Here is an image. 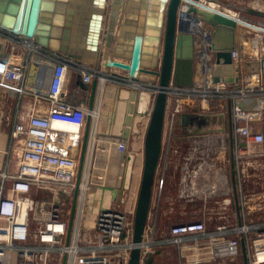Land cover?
Segmentation results:
<instances>
[{"label": "built area", "instance_id": "built-area-1", "mask_svg": "<svg viewBox=\"0 0 264 264\" xmlns=\"http://www.w3.org/2000/svg\"><path fill=\"white\" fill-rule=\"evenodd\" d=\"M251 37L253 41L246 39L242 49L236 48L231 53L236 67L233 80L221 77L219 81H215L213 60L208 64L210 72L207 69V76L203 80L188 87L170 85L164 131L165 168L173 153L172 135L176 133L177 117L194 113L216 117V121L206 127L205 136H210L206 137L209 141L198 145L193 149L194 152L190 150L189 155L185 154L187 156L183 157L184 169H196L191 180L204 175L208 165L211 166L209 170L215 171L213 183L210 175L204 177V181L209 180L210 183L201 185L198 195H194L195 192L191 189L193 194L188 198L190 201H187L193 204L203 200V205L206 206L211 197L225 187L218 186L217 182L224 185L229 182V170H223L221 163L212 158L218 145L206 144L211 139L220 142L225 134L229 136L227 117L230 107L240 218L238 215V221L232 222L224 219L217 223L215 220L210 226L205 219L173 224L167 229L166 236L158 238L160 203L153 200L142 245L143 264H147V260L157 251L170 247L175 248L180 255L178 264H222L239 256L243 260L242 241L246 243L248 264H264V219H246L256 213V205L260 207L257 209L260 210L259 213H264V195L256 199L254 207L250 206L251 199L242 185V181L246 182L244 179L248 177V171L257 169L256 166L264 162V35L251 34ZM245 44L252 50L246 48ZM26 58L27 61L18 68L0 64V76L15 88L19 103L23 97L31 99L25 117L21 115L20 105L15 110L10 130V150L7 153L9 159L0 169V264H127L132 246L135 207L143 165L144 130L148 117L139 139L140 149L137 154L135 152L140 159L136 187L129 189L123 204L115 202L110 208L100 211L96 217L95 228L85 231L87 195L97 188L92 174L100 129L99 112L96 105L90 111L87 105L70 101V71L81 74L82 81L87 84L97 79L100 90L108 82L135 89L132 85L140 81H132L125 76H110L104 74L103 69L64 56L51 55L50 58L43 59L45 62L54 63L46 89L30 90L27 88L26 69L32 58L30 55ZM145 87L146 85L139 90ZM153 87L156 93L157 85ZM43 105L44 109L41 108ZM89 113L93 119L92 131L80 182L72 235L67 242L72 195L76 187L78 161ZM223 116L225 120L222 119ZM167 136L169 138L165 153ZM191 137L199 138L193 134L187 136ZM193 156H198V160ZM221 162L228 164L230 168V158L229 161L221 159ZM187 173L189 176L191 171L187 170ZM188 176L186 180H190ZM181 191L183 193H180V198L183 200L185 193H189L188 186L181 187ZM36 192L46 193L47 196L37 200L34 196ZM187 242L191 243L193 256L182 259L181 251ZM205 242L210 246V252L204 256L200 254L204 244L200 243Z\"/></svg>", "mask_w": 264, "mask_h": 264}, {"label": "water", "instance_id": "water-1", "mask_svg": "<svg viewBox=\"0 0 264 264\" xmlns=\"http://www.w3.org/2000/svg\"><path fill=\"white\" fill-rule=\"evenodd\" d=\"M77 1L80 2L0 0V33L28 41L29 47L45 54L47 58L51 57L48 54L51 52L79 63L95 65L98 69H119L132 81L138 80L142 73L157 77V91L152 99L148 92L146 106L152 101L150 110L144 107L141 110L134 109L132 102L140 101L143 94L141 91H146L147 87L139 91L129 90L127 98L122 96L123 86L115 85L118 87L115 94L109 93V87L107 88L106 107L101 113L95 145L96 166L105 165V170L94 171L92 174L98 185L87 196L84 217V230H92L100 211L110 208L115 202H125L132 169L129 163L133 159L130 152L131 141L141 133L139 123L148 117L144 130L143 165L135 207L132 246L127 263L143 264L142 245L163 157L169 87H188L194 83V66L197 60L195 32L200 35L203 28L210 31V49L215 53L213 79L219 81L222 77L233 80L236 67L231 53L237 47L243 48V35L237 33L238 28H243L249 34L264 35V26L205 0H140L141 12L138 17L136 10L132 9L134 4L131 0H81L85 7H76ZM63 6L66 8L61 9ZM246 11L264 17L263 12L255 9L247 8ZM58 13H66L64 22ZM186 17L195 20L200 28L192 29L186 22ZM151 27L155 29L152 33L149 32ZM74 29H78L76 33L73 32ZM127 31L130 33L127 34ZM74 34L77 41L72 42ZM147 55L151 56L149 60ZM74 88L90 96L80 99L76 92L70 101L87 105L90 111L94 110L99 94L98 80L94 79L92 84H87L82 81L81 74H77ZM222 119L225 120V117ZM214 121L216 117L195 113L177 117V124L197 122V125H203L194 133L207 132L206 124L211 125ZM227 123L231 184L240 218L230 107ZM92 124V115L89 113L78 161L76 187L72 195L67 242L72 235ZM220 143H223L222 138L220 142L211 139L206 145L215 146ZM126 164L129 165L126 167ZM221 173L220 171V175ZM197 204L200 203H194V206ZM242 255L244 264H248L245 241H242ZM153 261L154 257L151 256L146 263L152 264Z\"/></svg>", "mask_w": 264, "mask_h": 264}, {"label": "crops", "instance_id": "crops-1", "mask_svg": "<svg viewBox=\"0 0 264 264\" xmlns=\"http://www.w3.org/2000/svg\"><path fill=\"white\" fill-rule=\"evenodd\" d=\"M205 1H211V0H205ZM213 2H217L218 5L223 4L219 0H214ZM133 4H134V6L132 7V9H133V11L136 10L137 17H138L139 13L141 12V8L139 6L140 0H136L135 3L133 1ZM220 7L224 8L222 5H220ZM231 8H233V7H231ZM248 8H252V7H250V5H249ZM224 9L232 10L233 12L240 14V12L234 11L233 9H229V8H224ZM252 9H254V8H252ZM246 13H247L246 18L250 19L248 16H250L252 14L248 13L247 11H246ZM65 15H66V13L61 14V16L63 17V22L65 19ZM132 16L136 17L135 14H132ZM185 20H186V22H188L190 24L189 26L192 29L194 28V30H197L200 28V26L196 23L195 20H192L188 17H186ZM62 27H63V25H62ZM204 30L207 31L208 29L204 28ZM149 32L152 33L153 31H151V29H149ZM237 33L243 35L242 43H243V41L245 42V40L247 39L246 37L251 36V34H249L247 31H245L243 28H240V27L238 28ZM71 39L73 40L72 42L77 41L76 36L72 37ZM237 39H238V36H237ZM11 43H12V48H16V50H17V56H15V58L17 59L16 63H10L9 62L10 56L11 55L13 56L12 52L14 50V49H11ZM28 45H30V43L26 40L21 39V38L14 37V36L9 37V36H6L5 34H0V64H4L5 66L10 65L11 67H17V68L19 66L22 67L23 64L28 59L26 57H28L30 55L32 60L29 64L28 68L26 69L27 70L26 71L27 72V88L30 90H38L39 88L41 90L46 89L47 83L50 79L51 72L54 68V63L51 61L45 62V60H43V59L47 58V56H45V54H43V53H40L39 51L32 49L31 47H28ZM245 45H246V48H249V46H247V44H245ZM237 48H239V47H237ZM195 53H196V59L197 60L195 62V66H194V68H195L194 82H196L197 78L204 79L207 76L206 72L208 69V64H210L215 58L214 51H212L210 49V38H209V36H207V35L201 36V34L199 35L195 32ZM48 54L56 56L55 53L49 52ZM59 56H63V55L59 54ZM150 57L151 56H148L147 60H149ZM201 59H202V62L200 61ZM203 59H210L209 63L204 64ZM86 65L96 67L95 65H92V64H86ZM103 72H104V74H109L110 76H115L117 78H120V77L125 75V73L123 71H121L119 69H113V68L108 69V70L103 69ZM208 72H210V68L208 69ZM77 74L78 73L74 72L73 70L70 71V86H69L70 94H71V96H73V94L77 92L76 94L80 99H83L85 96H86V98H89V96H90L89 94L84 95L81 90H76L74 88V83H75V79H76ZM143 76L147 80H153V78L157 79V77H155V76L142 74V75H140V78L138 80H141V77H143ZM142 81L143 80H141V82ZM0 82L4 83L6 85L9 84V82L7 80L5 81L1 76H0ZM145 82L146 81H143L142 83H145ZM92 83H93V81L90 84H92ZM109 84H110V86H109ZM115 85L120 87V85H118L117 83L108 82V83H105V85H103L101 87V90L99 89V94H98V98H97V102H96L97 112H99L98 113L99 114V119H98L99 120V127H100L101 113H102V111H104V109L106 107V101H107L106 94H107V90H108L107 88L109 87V90H110L109 93L115 94L116 88H118ZM129 90H133V89L124 88L121 91L122 92L126 91V93H129ZM145 90H147V89H145ZM5 93H6L5 90L1 88L0 89V169H2L8 161L7 160L8 154L7 153L10 150V130H11L13 122H14L15 110L20 105L21 106V115H23L25 117L28 114V111H29L28 106L30 105V102H31L30 97H23V98H21V103H19L18 95L15 94L17 106L15 107V109H10ZM143 95L148 98V92H143ZM140 101L139 100L138 101L137 100L132 101L134 109L135 108H137L138 110H141L144 108L148 109V105L143 106L144 107L143 108ZM41 108L44 109V105L41 106ZM145 120L146 119H143L139 123V127L141 128V133L139 135H135L132 138L131 145H130V152L133 155V159L130 160L129 164H130V167H132L134 169V172H133V174L131 173V177L129 180V189L135 188L137 185L136 176L138 177V175H135L136 174L135 169L139 172V170H140V159H138L136 154H137V150L140 149L139 139H140V136L143 134V130H144V126H145ZM183 126H188V125L183 124L182 122L177 124V127L181 128V129L184 128ZM213 127H217V126H213ZM133 141L135 142V144H133ZM2 142H4V145ZM135 152H136V154H135ZM178 160H179V158H178ZM95 162H96V154L94 153L93 172L105 170V165H103L101 167H97ZM136 163H138V164H136ZM220 163H221L220 164L221 168L223 170L224 169L229 170V182H228V184L225 182V185H224L221 182L218 183L216 181L218 186L222 185L225 187H223L224 190L216 193L214 199H212L213 197H211V200L208 201V205L204 206L203 200H200V202H195V203H200V204L198 206H194L192 208V205H194V203L191 204L190 202H187V201H190V200H188V198H190V195L193 194L191 192V189H193V191L195 192L194 195L195 194L198 195L201 191V185L203 186L205 183H210L209 180L204 181V177H207V173H205L204 175L203 174L201 175V176H204L203 179H201V176L199 175L197 178H193L191 180V176L194 177V175L196 173V171H194V170H196V169H194V168H189V169L185 168L184 169L183 168L184 163L182 164L180 161L173 162L170 160L168 161L167 166L165 167L166 169L163 167V172L161 170H159L160 179L158 177V181L155 184V192H154V199H153L154 202L158 200L160 203V206L162 208L164 206L166 200L168 201L167 202L168 204H170V201H176L177 202V200H179L181 202L183 201L182 202L183 207L185 208L183 210L186 211L184 213L192 212L193 214L201 216V217L208 215V216H212V217L219 218V219H225V220H229V221H231L232 218H237V221H238V214H237L238 211L236 208V201H235V197H234L233 187L231 184V175H230L231 169L229 168L228 164H225L222 162H220ZM129 164H126V167ZM207 168H209V167L207 166ZM214 168H216V167L214 166ZM216 169L218 170V167ZM187 170L191 171V174L189 176H188ZM109 171L113 172L114 170L109 169ZM161 172H162V175H161ZM171 175H173V177H174V178H172V180L175 181V178H176V189L173 191L174 197H172V195H171L170 199H165L164 198V190L166 188L170 187V176ZM187 176L189 177L190 180H186ZM159 180H160V182H159ZM212 183H213V180H212ZM96 184L98 185L97 181H96ZM187 186L189 188V193H185L184 199L182 200L180 198V196H181L180 193H183L181 191V187L187 188ZM229 186H230V188H229ZM165 191L167 192V190H165ZM239 202H240V198H239ZM262 205L264 206V199H263ZM258 209H260V207H258ZM255 211H256L255 214H258V212L260 210L256 209ZM165 218L170 219V213H168V215L166 214L164 216V219ZM165 221H167V220L165 219ZM169 227L170 226H168V228ZM168 228L167 227L166 228L163 227V229L160 228L157 232V237L161 238L163 236H166ZM190 242H194V241H190ZM190 242L185 243V247L181 251L182 259H188V258H191L193 256ZM200 244H204L200 249V254L204 255V256L208 255L210 252V249H209L210 246H208V244H206V242L200 243ZM169 249H171V247ZM168 251L171 252V257H173V254L175 256V260L174 261L172 260V264H178L179 260H180V255L177 252V250L175 248H173L172 250H167V252ZM157 252L155 253V255H152L154 257V261L152 264L156 263V258L159 256V254L162 251L159 254H157Z\"/></svg>", "mask_w": 264, "mask_h": 264}, {"label": "rangeland", "instance_id": "rangeland-1", "mask_svg": "<svg viewBox=\"0 0 264 264\" xmlns=\"http://www.w3.org/2000/svg\"><path fill=\"white\" fill-rule=\"evenodd\" d=\"M211 1H214V0H211ZM254 1H257V0H220V2L223 3L220 5H222L224 8H229V9H233L234 11L240 12L241 16L247 17L246 8H248L249 5H250V7H252V2H254ZM230 6L233 8H231ZM248 17L255 22H259V23L262 21L264 22V17H262V16L250 15ZM209 33H210L209 30L205 31L203 28L201 36L207 35L210 37ZM246 38L253 41L251 36L250 37L248 36ZM11 49H14V50H13V52L11 51L13 53V56L12 55L10 56L9 62L10 63H16L17 59L15 58V56H17V50H16V48H12V43H11ZM203 60H204V64H208L210 59H203ZM200 61L202 62V59ZM141 80L146 81L145 82L146 87L148 88L146 91L143 90L141 92H149V94L151 95V99H152L154 96L153 85L154 86L157 85L158 79L153 78V80H147L143 76V77H141ZM141 80H137V81H141ZM201 80H203V79L197 78L196 81H201ZM1 88L4 89L6 92L5 94L7 97L9 108L15 109V107L17 106L16 105V98H15V94H17V93L15 92V88L12 86V84L6 85V84L0 82V89ZM151 102L149 103L148 110H150V108H151ZM145 109H147V108H145ZM181 130H182L181 128L177 127L175 135H172V136H174V138H172V141L174 143L172 142L173 153L171 155L170 161H173V162L180 161L183 164V162H184L183 157L185 158L187 155H189L190 150H191V152H194L193 149L195 147H197L199 144L203 143V145H204L205 143H207L209 140L206 137H210V136H205V138H202V139L195 138V137L194 138H192V137L187 138V136H188V135H186L187 132H185L183 130L181 131ZM168 138H169L168 136L165 138V153H166V149H167V145H168ZM185 138H187V139H185ZM213 138H216V136H214ZM222 142L223 143L218 145V150L217 151L214 150V152H216V153H215V155L212 156V158L218 160L219 162H221V159L229 161V141H228V135L227 134L223 135ZM2 143L4 145V142H2ZM133 144H135L134 141H133ZM206 153L207 152H205V154ZM185 154H187V155H185ZM175 155H178V157L180 156L179 160L176 159ZM7 158L9 159L8 156H7ZM193 158L198 160L199 157L193 156ZM165 159H166V154H165V156H163V160H162V163L160 166V170L162 172H163V161L165 162ZM259 166H261V167H259ZM208 167L209 168H207L206 173L210 172L211 174H207V177L211 176V178L213 180L214 176L216 177V174L214 173L215 171L212 169L209 170L211 167L210 165H208ZM256 168L257 169H254V170L250 169L248 171L249 175H248V177H246L244 179L246 182L242 181V185L245 188L244 190L247 191V195L251 199L250 203H252V204L250 206H253V207L255 206L254 203H255L256 199L260 198L261 195H264V162H262L261 164L256 166ZM136 171L137 170L135 169V173H136L135 175H138L139 172L138 171L136 172ZM133 172H134V169L132 168L131 173L133 174ZM162 172H161V175H162ZM252 175H255V176H252ZM257 176H259V177H257ZM203 177L204 176H201V179H203ZM136 178H137V176H136ZM172 178H174L173 175L170 176V187L165 189V190H167V192L164 190V198L165 199H170L171 195H172V197H174L173 191H174V189H176V181L172 180ZM214 198H215V196H213L212 199H214ZM86 202H87V200H86ZM167 202L168 201L166 200L165 204L162 208L160 206L159 223H160V228H162V229H163V227L168 228V226H171L172 224H178V223H182V222L184 223V222H189V221H193V220H204L205 219V220H207V223L209 224V226H210V224H213V221H215V220L217 223L219 221L223 222L222 220H224V219H218L215 217L205 218L204 216L201 217V216L195 215L192 212L184 213V212H186L185 210H183L185 208L183 207V203L179 200H177V202L176 201H170V204H168ZM254 209L255 210L258 209V205H256ZM254 209H253V211H254ZM38 213H39V211H38ZM168 213H170V219L165 218L167 220V221H165L164 216L166 214L168 215ZM39 215H41V213H39ZM246 219L254 220V221H258V220L260 221V220L264 219V213L263 212H260V214H259V212H258V214L254 213V214L247 216ZM236 220H237V218H232L231 222L236 221ZM172 249L173 248L163 250L159 254V256L156 258L155 264H172V260L173 261L175 260V256L173 254V257H171V252H169V251L167 252V250H172ZM222 264H244V263L242 260V256H239L235 260H232L230 262H223Z\"/></svg>", "mask_w": 264, "mask_h": 264}, {"label": "bare ground", "instance_id": "bare-ground-1", "mask_svg": "<svg viewBox=\"0 0 264 264\" xmlns=\"http://www.w3.org/2000/svg\"><path fill=\"white\" fill-rule=\"evenodd\" d=\"M131 1H134V3L136 2V0H131ZM65 2H67V0H64V3ZM210 2V4L211 5H214V6H220V5H218L217 4V2H213V1H209ZM66 5H67V3H66ZM73 5V4H72ZM75 5H76V7H78V5H79V7H85V4H84V2H81V0H80V2H76L75 3ZM254 7V9L255 10H257V11H260V12H263L264 13V1L263 0H257V1H254V2H252V8ZM65 9L66 8V6H63L61 9ZM226 10H228V9H226ZM62 11V10H61ZM228 11H230L231 13H235V12H233L232 10H228ZM61 14L62 13H58V15H59V18H61L60 16H61ZM75 15H77V14H75ZM151 19V18H150ZM153 19H155V18H153ZM152 19V20H153ZM152 20H151V22H152ZM261 24H263V26H264V22L262 21V22H260ZM76 25V24H75ZM79 25V24H78ZM78 25H77V27L76 28H78ZM151 29V31H153V30H155V29H153L152 27L150 28ZM77 30L78 29H76V31H75V29H74V33H76L77 32ZM130 33V31H127V34H129ZM76 35L74 34V35H72V37H75ZM248 49H251L250 47L248 48ZM252 50V49H251ZM148 56H150V55H148ZM113 69H115V68H113ZM143 74V73H142ZM143 82V81H142ZM141 81L139 82V83H134L133 85H132V87L133 88H135L136 90H139V89H141V87L142 86H144L145 85V83H142ZM253 84H255V82H252ZM123 93V96L124 97H126L127 96V93H126V91L125 92H122ZM140 103H141V105H142V107L143 106H145L146 104H147V97L146 96H144L143 94L140 96Z\"/></svg>", "mask_w": 264, "mask_h": 264}, {"label": "flooded vegetation", "instance_id": "flooded-vegetation-1", "mask_svg": "<svg viewBox=\"0 0 264 264\" xmlns=\"http://www.w3.org/2000/svg\"><path fill=\"white\" fill-rule=\"evenodd\" d=\"M186 125H188V126H183L184 128L182 129L183 131L187 132L186 135H190V134L192 135L193 134V135H197L200 139L205 138L206 133L203 131H202L203 133H201V132L194 133L198 129L202 128L203 125L199 126V125H197V122H193V123L187 122ZM206 126H207V124H206ZM195 138H197V137H195ZM201 144H203V143H201ZM201 144H199V145H201Z\"/></svg>", "mask_w": 264, "mask_h": 264}, {"label": "trees", "instance_id": "trees-1", "mask_svg": "<svg viewBox=\"0 0 264 264\" xmlns=\"http://www.w3.org/2000/svg\"><path fill=\"white\" fill-rule=\"evenodd\" d=\"M175 157H176V159L178 160V158L180 157H178V155H175ZM175 181H176V178H175ZM175 190V189H174ZM34 196H35V199H37V200H40V199H45L46 198V196H47V194L46 193H42V192H36V193H34ZM197 206H198V204H197ZM194 207V205H192V208ZM183 223V222H182Z\"/></svg>", "mask_w": 264, "mask_h": 264}]
</instances>
